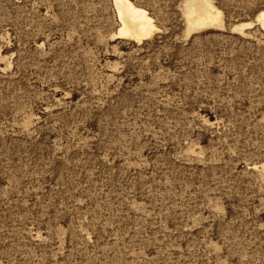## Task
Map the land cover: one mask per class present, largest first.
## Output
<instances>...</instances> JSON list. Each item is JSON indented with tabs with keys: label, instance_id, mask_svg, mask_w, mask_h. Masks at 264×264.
Segmentation results:
<instances>
[{
	"label": "rangeland",
	"instance_id": "rangeland-1",
	"mask_svg": "<svg viewBox=\"0 0 264 264\" xmlns=\"http://www.w3.org/2000/svg\"><path fill=\"white\" fill-rule=\"evenodd\" d=\"M134 1L0 0V264H264V0Z\"/></svg>",
	"mask_w": 264,
	"mask_h": 264
},
{
	"label": "bare ground",
	"instance_id": "bare-ground-1",
	"mask_svg": "<svg viewBox=\"0 0 264 264\" xmlns=\"http://www.w3.org/2000/svg\"><path fill=\"white\" fill-rule=\"evenodd\" d=\"M113 2L116 10L115 17H118L117 20H119L118 25L116 24L118 26L116 27L118 28L117 34L121 37H129L139 43L150 38L159 29L154 16L134 0H113ZM179 6L184 20L185 36L202 28L225 27L223 11L213 0H181ZM254 17V20L264 30V7L260 8ZM252 22V20L238 21L232 24V29L243 33L244 28L251 25ZM113 36L114 34L111 33V38ZM254 168L264 173V162L259 167L255 165Z\"/></svg>",
	"mask_w": 264,
	"mask_h": 264
}]
</instances>
